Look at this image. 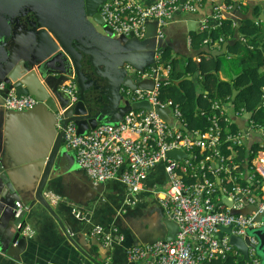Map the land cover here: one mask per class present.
I'll list each match as a JSON object with an SVG mask.
<instances>
[{
  "label": "built area",
  "instance_id": "built-area-1",
  "mask_svg": "<svg viewBox=\"0 0 264 264\" xmlns=\"http://www.w3.org/2000/svg\"><path fill=\"white\" fill-rule=\"evenodd\" d=\"M196 0H157L145 6L137 0H109L102 4L100 16L103 22L118 37H146V24L156 21L154 64L143 71L126 66L141 83L151 81L148 89L132 90L127 87L120 89L127 103L147 102L149 110L130 109L122 119L115 124H101L85 134H77L73 123H68L63 130V143L74 153L77 166L83 170L95 184L117 180L129 190L128 206L135 205L136 196L148 191L146 179L149 173L158 165H162L167 186L154 188L150 191L155 197L167 220L177 226L175 239L172 241H156L145 246L126 248V264H211L216 261L224 262L229 257H238L239 253L229 243V235L224 234L218 239L219 227L231 228V234L247 240L248 259L244 264H261L257 255L256 237L249 234L253 229L263 225L257 219L264 216V161L259 153L252 161L251 172L246 181L256 186L241 187L237 179L229 174L231 166L220 154L223 145L221 123H228L223 108L224 105L214 102L212 114L208 118L209 128L204 134L184 132L182 115L178 105L173 102L159 100L162 86L170 83L168 78L170 66L161 61L165 28L173 21L176 11L196 13ZM231 9L227 4L213 6L210 20L200 21V31L210 32L220 27L225 14ZM223 41L219 38L204 41V45L213 47ZM64 91L76 100L77 85L70 81L64 86ZM259 108H264V87L261 89ZM5 93L3 106L11 111H28L37 106L38 101L30 95L17 96L14 89L0 81V94ZM155 108L170 110L174 124L169 125L155 111ZM181 124V126H180ZM253 127L264 131L252 123ZM225 133H229L225 130ZM241 145V133L227 134L225 142ZM183 151L187 156L182 160L167 156L170 151ZM232 184L231 191L225 187V181ZM191 182L187 184V182ZM227 195L232 202V208H223L218 192ZM257 192H259L257 194ZM45 197L52 203L58 202V197L46 193ZM254 205L250 214L244 215L239 211L243 204ZM16 214L28 211L30 208L16 203ZM236 213H234L233 210ZM80 218L82 214H75ZM82 218V217H81ZM18 228L26 237L32 236L28 226L19 224ZM112 232H117L112 229ZM93 236L110 248L114 239L110 232L96 226ZM122 237L117 238L121 242Z\"/></svg>",
  "mask_w": 264,
  "mask_h": 264
},
{
  "label": "crops",
  "instance_id": "crops-1",
  "mask_svg": "<svg viewBox=\"0 0 264 264\" xmlns=\"http://www.w3.org/2000/svg\"><path fill=\"white\" fill-rule=\"evenodd\" d=\"M137 1L148 6L157 0ZM218 4L231 6L225 14L232 22L235 33L234 39L228 41L229 44L242 42L247 45L249 41H254L260 48L264 45V0H199L196 13L176 11L172 23L164 30V45L170 48L174 59L183 62L193 58L199 62L214 51L222 53V43L211 48L204 45L197 51H193L189 45L191 33L200 32V21L207 19L213 24L210 17L213 14V6ZM256 8L259 9V14L255 17ZM250 21L263 30L262 34L251 39L241 34V29ZM94 27L99 36L98 45L101 46L93 47L92 55V62L98 71L101 70L103 77L114 83L115 87L124 76L134 84H140L131 71L126 70V66L143 71L153 65L157 43L152 23L148 27L150 35L144 39L118 37L96 24ZM17 32L15 42L19 51L25 52L26 47L35 40L27 29ZM32 49L30 47V51ZM221 56L226 59L231 56L228 53V45ZM218 76L225 82H231V79L237 77L234 75L231 78L225 65H222ZM143 83L146 84V89L152 87L151 81ZM65 85L66 83L63 86ZM1 102L0 100V167L7 168L12 173V167L21 169L26 166V160L30 161L37 152L32 144L41 139L42 126L45 124H41L40 118L14 116ZM129 106L132 104L120 101L121 108L127 109ZM223 112L228 123L235 125L239 133L243 132V146L248 150L254 146H263L264 136L261 130L252 126L250 114L236 112L232 103H226ZM69 155L70 158L53 174L54 179L49 187L46 186L47 188L41 191L56 218L37 198L39 184L32 187L26 180L22 181L20 191L23 196L20 200L22 205L30 208L26 211L24 221L33 232L31 237L24 236L21 231L12 227L13 211L17 202L11 198L4 201L0 199V264H126V248L145 246L156 241H169L175 237L176 225L165 218L163 210L150 192L153 187L164 189L167 186L162 165H158L149 173L145 181L148 191L137 195L135 205L128 206L127 187L117 180H111L94 188L87 174L76 165L71 150ZM259 157L264 161V150L259 153ZM248 172H243V178L246 179ZM20 174L26 177V171ZM46 193L57 196L58 202H50L45 197ZM219 204L223 208H232V202L227 195L221 198ZM254 209V205L243 204L236 212L247 215ZM74 211H80L83 217L76 218ZM261 217L264 220V216L259 218ZM262 223L264 225L263 221ZM22 224L25 225L23 220ZM96 226L112 234L114 243L110 248H106L102 241L93 236L92 232ZM114 228L117 232H112ZM17 232L19 239L9 249L12 236ZM118 237L123 238L120 243L117 242Z\"/></svg>",
  "mask_w": 264,
  "mask_h": 264
},
{
  "label": "water",
  "instance_id": "water-1",
  "mask_svg": "<svg viewBox=\"0 0 264 264\" xmlns=\"http://www.w3.org/2000/svg\"><path fill=\"white\" fill-rule=\"evenodd\" d=\"M179 1L182 5L183 0ZM105 2L109 0H0V81L7 83L9 89H14L17 96L30 95L38 101L37 106L31 110L12 111L14 116L40 118L41 124H45L42 126L41 139L32 144L37 152L30 161L26 160V166L21 169L12 167V173L0 167L1 201L11 198L21 203L20 197L23 195L20 188L22 181L26 180L32 187L39 184L37 198L51 212L41 191L49 187L54 179L53 174L70 158V150L63 145L66 125L73 123L77 134L82 135L98 125L119 122L130 109H150L147 102L134 103L127 109L121 108V86L136 90L146 89V84H134L124 76L115 87L92 62L93 47L101 48L94 24L112 33L99 13ZM150 23L155 27L154 37L156 35V21L148 22L145 38L150 35ZM22 29H27L35 40L26 47L25 52H20L15 42V34ZM130 38L133 36L130 35ZM227 45L222 46V53L226 51ZM222 53L214 51L212 54L220 56ZM70 80H74L78 88L75 101L63 91V85ZM4 94H0L1 104ZM155 111L166 123L174 124L168 110L155 108ZM184 132L189 133L187 129ZM167 156L180 161L187 155L183 151L174 150L168 152ZM22 171H26V177L20 174ZM89 181L94 188L102 184ZM15 213L14 206L12 227L16 229L26 213L21 212L18 217H15ZM257 221L264 222L262 217ZM224 233L229 235V243L240 254L238 261H246L247 240L232 235L231 228L223 227H219L218 239ZM249 234L256 237L257 255L264 264V225L251 230ZM18 239L17 232L12 236L9 249Z\"/></svg>",
  "mask_w": 264,
  "mask_h": 264
},
{
  "label": "trees",
  "instance_id": "trees-1",
  "mask_svg": "<svg viewBox=\"0 0 264 264\" xmlns=\"http://www.w3.org/2000/svg\"><path fill=\"white\" fill-rule=\"evenodd\" d=\"M258 14L259 9L256 8L254 16L256 17ZM261 29L259 25L250 21L241 29V34L251 39L262 34L263 30ZM234 36L232 22L225 17L221 26L210 32L191 33L190 47L193 51L200 50L208 38L212 41L223 38L221 43L224 45V43L233 40ZM228 53L231 56L227 59L224 56H215L209 53L199 62L193 58L180 62L172 57L170 48L164 47L163 49L161 61L165 66H170V83L161 87L159 100L171 101L174 105L179 106L182 122L189 133L204 134L207 132L210 125L208 118L212 114L211 106L216 101L222 105L232 103L236 112L242 111L250 114V121L264 131V108H259L261 89L264 87V45L260 48L254 41H249L247 45L242 42H234L231 45L228 42ZM222 65H225L231 78L234 75L237 76L231 79V82L220 80L218 73ZM221 128L224 143L219 151L222 156L230 158L228 162L231 166L229 174L237 179V183L241 187L251 186L242 174L251 172L253 159L264 150V147L254 146L248 150L243 145L225 142L227 134L234 135L238 133V130L235 125L223 122ZM226 129L229 133H225ZM190 183L187 182V184ZM225 187L231 191L232 184L226 180ZM251 188L256 190L254 184ZM218 195L221 199L224 193L219 191ZM211 264L244 263L238 261L237 258H228L224 262L216 261Z\"/></svg>",
  "mask_w": 264,
  "mask_h": 264
},
{
  "label": "clouds",
  "instance_id": "clouds-1",
  "mask_svg": "<svg viewBox=\"0 0 264 264\" xmlns=\"http://www.w3.org/2000/svg\"><path fill=\"white\" fill-rule=\"evenodd\" d=\"M199 0H197V2H198ZM181 11V10H180ZM178 12V11H177ZM189 45H190V43H189ZM166 47V46H165ZM211 48V47H210ZM154 64V63H153ZM168 78H169V76H168ZM70 81H74V80H70ZM70 81H68V82H66V84L67 83H69ZM75 82V81H74ZM76 83V82H75ZM153 83V82H152ZM77 85V84H76ZM121 89V88H120ZM161 89V88H160ZM77 92H78V88H77ZM77 92H76V99H77ZM119 92H120V90H119ZM160 93V92H159ZM159 98V97H158ZM134 104V103H133ZM162 110V109H161ZM168 112H169V115L171 116V113H170V110H168ZM172 117V116H171ZM174 120V119H173ZM118 123V122H117ZM175 123V122H174ZM255 125V124H254ZM180 126H181V124H180ZM184 126V125H183ZM186 129V128H185ZM262 129V128H261ZM263 130V129H262ZM191 133V132H190ZM241 133V135L243 134V132H240ZM264 141V140H263ZM241 145H242V143H241ZM261 147H264V144H263V146H261ZM260 153V152H259ZM76 162V161H75ZM77 165V164H76ZM79 168V167H78ZM80 169V168H79ZM83 171V170H82ZM84 172V171H83ZM250 184V183H249ZM251 185V184H250ZM252 186V185H251ZM250 186V187H251ZM50 194V193H49ZM57 197V196H56ZM17 203H19V202H17ZM21 204V203H20ZM15 207H16V205H15ZM16 210H17V208H16ZM23 212H25L26 213V211H23ZM77 212H80V211H74V214H76ZM81 213V212H80ZM16 214V213H15ZM82 214V213H81ZM16 217V216H15ZM76 217V216H75ZM81 217H83V214H82V216ZM80 217V218H81ZM77 218V217H76ZM23 222H24V224H25V226H26V223H25V221H24V217H23ZM21 224H22V222H21ZM23 225V224H22ZM18 228V227H17ZM30 228V227H29ZM19 229V228H18ZM31 229V228H30ZM115 229V228H114ZM19 231H21L20 229H19ZM32 231V230H31ZM22 232V231H21ZM225 234V233H224ZM223 234V235H224ZM226 235H228V234H226ZM236 249V248H235ZM237 251V250H236ZM238 252V251H237ZM240 257V254H239V256L238 257H235V258H237V260H238V258ZM229 258H234V257H229ZM240 262H243L244 263V261H240ZM261 264H262V261H261Z\"/></svg>",
  "mask_w": 264,
  "mask_h": 264
},
{
  "label": "rangeland",
  "instance_id": "rangeland-1",
  "mask_svg": "<svg viewBox=\"0 0 264 264\" xmlns=\"http://www.w3.org/2000/svg\"><path fill=\"white\" fill-rule=\"evenodd\" d=\"M121 100L125 103L128 101V99L125 96H121Z\"/></svg>",
  "mask_w": 264,
  "mask_h": 264
}]
</instances>
